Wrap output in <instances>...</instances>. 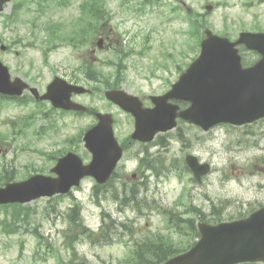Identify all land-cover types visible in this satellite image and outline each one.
Segmentation results:
<instances>
[{"label": "rangeland", "instance_id": "374dc122", "mask_svg": "<svg viewBox=\"0 0 264 264\" xmlns=\"http://www.w3.org/2000/svg\"><path fill=\"white\" fill-rule=\"evenodd\" d=\"M17 1L9 2L3 14L0 15V39L11 47V50L0 52V60L8 66L13 77L22 78L31 86H36L40 92L44 91L45 86L56 75L70 81L72 72H80V79L85 81L82 72L77 68L82 67L83 60L90 56L89 62L99 72V77L116 79L118 72L114 70L115 66L108 62L111 59H117L111 46L101 50L92 46L95 50L91 52L89 41L78 46L77 49L68 45H57L52 48L45 61L41 52L44 41L41 39H46L47 34L38 30L31 33L28 24L36 15L35 5H32L31 11L22 7L18 11L19 18L8 21V24L3 18L4 14L12 12ZM161 1L166 5L160 8L159 16L151 13H148L149 15L145 18L128 15V21L125 23L121 22L122 16L116 3L109 5L116 14L115 27L114 33L105 43L110 41L119 43L120 37L117 34L119 32L121 37L123 35L121 43L123 47L134 49L124 58L127 69L125 75L119 77L118 81L122 88L143 99L150 94H161L166 91L170 83L175 81L181 71L186 68L194 52L196 55L199 52L198 44L194 49L191 47L194 45V38H190V27L182 18L184 11L189 8L194 13L203 14L205 19L203 26L206 25V28H210L217 34L228 32L231 38H234L241 30L253 23L250 13L257 10L253 8L246 11L243 0ZM175 2L184 3L178 10L179 15L169 10ZM208 3L213 5L210 11L205 9V4ZM76 12L75 4L63 9L52 6L43 18V22L50 19L47 15H58V19L52 20L62 21L75 16ZM260 21L263 22V19ZM43 22L41 21L42 24ZM145 35L149 36L148 44L143 40ZM96 39L95 36L94 41ZM144 44L149 45L147 49L142 48ZM177 66L181 69L179 70ZM79 83L87 87L83 81ZM74 99L88 106H95L100 111L112 113L115 119L114 132L119 141L132 132L133 118L119 107L110 104L103 96V92L75 96ZM145 103L149 104L148 101ZM48 106L49 103H46L45 107ZM34 107L33 103L26 107L13 103L5 104L0 110V135L9 133L10 122L30 112ZM50 118L55 123V127L53 130H48L46 134H43L41 129L47 126L49 121L36 115L33 124L26 130L25 136L17 137L15 140H12L14 136L11 134L7 138H0V165L3 164L7 170L12 171L14 181L34 174L33 167L41 168L42 172L39 173L51 174L49 170L55 161L39 156L36 153L37 149L52 153L56 149L71 146L84 163L90 160L91 154L84 148L83 142L77 145L75 141L72 144L69 140L81 128L94 124L96 121L94 117L50 112ZM180 126L184 130L183 140L174 135L175 130H171L166 136L168 140L166 149L157 144H150L148 150L153 154L159 153L157 155L160 157L164 156L167 162L187 153L196 154L200 160L212 164V171L204 179L200 182L191 180L189 171L185 173L183 179H179L174 171H169L166 176L161 177H156L147 171V179L141 178L139 174L136 175L134 180L144 181L146 189L143 193L146 194L147 202L151 204L154 200L153 208L149 210L143 207L144 213L139 215L137 210L130 207L120 208L118 203L109 197L101 198L98 205L93 196L96 183L91 177H86L81 181L80 186L72 189L71 195H62L55 201H49L50 198L45 197L30 202V210L26 218L29 224L17 222L19 227L15 233H4L0 225V264H56L57 259H68L69 251L65 247L64 233L67 228L66 211L72 203V196L82 203L84 222L91 229L96 230L100 226L103 209L108 211L116 221L131 224L135 228L136 238L161 232L171 235L180 244L184 243L187 236L166 227L165 219L159 213L161 210L159 205L176 210L178 213L189 210L187 207L194 205L207 214L214 203L221 214V219H228L240 213H249L260 204H264V161L262 159L264 121L235 128L219 125L208 132L186 122H181ZM130 147L117 166V172L123 171V165L128 169V175L124 178L129 183L132 180L131 173L136 166V162L130 161L129 158L133 153L143 149L138 143ZM154 162L164 167L163 159H157ZM181 193L183 194L179 201L178 197ZM3 215V211L0 210V221ZM10 218L9 215L8 219ZM35 228L44 238L36 255L34 251L37 237L32 233ZM123 238L130 239L127 233ZM77 249L78 254L84 256L89 264H108L109 262L117 264L119 258L128 254V245L117 237L106 245H94L84 241L77 245Z\"/></svg>", "mask_w": 264, "mask_h": 264}, {"label": "water", "instance_id": "95a60500", "mask_svg": "<svg viewBox=\"0 0 264 264\" xmlns=\"http://www.w3.org/2000/svg\"><path fill=\"white\" fill-rule=\"evenodd\" d=\"M206 34L199 56L172 89L162 96L152 97L155 107L144 108L137 97L123 90L113 89L105 93L108 99L134 116L133 138L149 141L156 132L173 128L177 116L203 129L220 122L243 124L264 116V57L253 67L242 68L240 56L234 48L239 40L230 42L210 31ZM256 36L242 34L240 41L245 37L246 41H251L250 47H254L252 43L258 40ZM60 81L56 78L44 97L50 98L55 106L84 109L69 100L72 90L80 92L84 89L69 85L64 89ZM25 87L18 78L10 82L7 68L0 63L1 91L20 93ZM169 98L190 101V106L178 111L179 106L168 102ZM97 117L98 123L83 138L85 147L92 153L90 163L83 164L78 155L69 152L52 168L56 177L36 174L24 181L6 184L0 188V203H24L42 196L66 193L85 175L104 182L120 159L122 149L113 135L111 115L98 113ZM186 161L196 178L209 169L208 164H200L195 156H187ZM198 227L200 239L188 251L164 264L264 261V208L244 219L217 225L200 223Z\"/></svg>", "mask_w": 264, "mask_h": 264}, {"label": "trees", "instance_id": "16d2710c", "mask_svg": "<svg viewBox=\"0 0 264 264\" xmlns=\"http://www.w3.org/2000/svg\"><path fill=\"white\" fill-rule=\"evenodd\" d=\"M196 26V24H195ZM199 25L195 27L196 32H199ZM118 73L121 72V68L117 70ZM106 87H114L118 85V80L115 79L112 84H109V81L106 83ZM141 164L144 168H151L153 170L156 169V165L149 161L147 158L140 159ZM138 190L133 188L130 191L129 199H135ZM128 194H124L127 196ZM95 196L98 194L95 192ZM24 206L15 205L14 211L11 213L14 222L21 217L23 213L28 212L29 208H23ZM81 205L79 202H75L69 208V212L67 215L68 222V231L65 234V243L71 247L72 258L68 261L67 264H84V263H76V252L73 251L72 245L76 240L82 239L83 237L91 240V241H102L110 239V228L114 225V220L107 215V219L109 221L103 222L99 228V231L90 230L83 222V218L81 216ZM25 211V212H24ZM168 215V222L172 226H176L181 231L183 228V233L190 236L189 239H185L183 244L176 245L170 237H164L163 235H157L155 237H144L140 241H134L133 247L130 249V254L120 264H161L167 258L187 249L192 240H194L197 234V228L194 217H181L179 214L173 210H165ZM187 212L193 213L197 218L203 220L205 214L202 212H198L197 210H187ZM220 213L218 210H213L212 217L214 221L220 219ZM174 218L173 221L170 219ZM3 228L6 229L7 226H11L12 224H6L7 222H3ZM124 225V224H122ZM130 231H132V227L129 225H125ZM15 228V227H13ZM39 236V234H37ZM84 261V260H83ZM85 262V261H84Z\"/></svg>", "mask_w": 264, "mask_h": 264}, {"label": "flooded vegetation", "instance_id": "af4514ba", "mask_svg": "<svg viewBox=\"0 0 264 264\" xmlns=\"http://www.w3.org/2000/svg\"><path fill=\"white\" fill-rule=\"evenodd\" d=\"M255 3H256V7H260V8H262L261 10H262V15L264 16V0H255ZM259 16H260V14H259ZM242 50V54H243V56H244V58L247 60V59H249V60H251L252 59V57H255V59L256 58H258V54L257 53H253L252 51H247L246 49H245V47L244 46H241L240 47ZM244 48V49H243ZM253 54V55H252ZM252 64V63H251ZM251 64H249V65H251Z\"/></svg>", "mask_w": 264, "mask_h": 264}, {"label": "bare ground", "instance_id": "6f19581e", "mask_svg": "<svg viewBox=\"0 0 264 264\" xmlns=\"http://www.w3.org/2000/svg\"><path fill=\"white\" fill-rule=\"evenodd\" d=\"M258 133V132H257Z\"/></svg>", "mask_w": 264, "mask_h": 264}]
</instances>
